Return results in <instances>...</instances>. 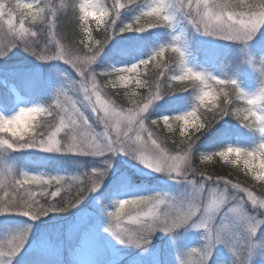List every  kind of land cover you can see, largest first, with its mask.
Returning a JSON list of instances; mask_svg holds the SVG:
<instances>
[{
	"label": "rangeland",
	"instance_id": "obj_1",
	"mask_svg": "<svg viewBox=\"0 0 264 264\" xmlns=\"http://www.w3.org/2000/svg\"><path fill=\"white\" fill-rule=\"evenodd\" d=\"M108 1L109 5L104 0H95L97 4L103 5V10L109 13L103 25H98L95 20H89L97 25L98 28L105 26L107 23L109 24L108 28L113 26V22L118 23L119 16L116 13L122 11V9L117 8L120 3L117 2L118 0ZM177 1H179V7L183 14L186 15L192 11L187 7V0H176V3ZM4 2L7 3L8 0H4ZM41 2L42 0H11L9 6L14 7L16 3H31L33 4L32 12L35 13ZM51 3L54 7L46 9L43 16L38 17L35 21L30 16H27L26 10L17 9L15 12L16 34L12 32L0 33V56H4L0 58V67L7 65H14L15 67L24 66L16 71L11 70V75L25 77L22 90L34 101L31 103L21 102L13 114L21 107H30L36 104L47 106L49 103L55 105L57 95H59L61 101L67 96L88 119L89 126L81 128L80 134L86 133L90 137L101 139L102 134L105 132L104 123L100 119L103 116V112L94 113L88 101L85 100L83 89L79 87V82L84 80V78L80 77L75 68L70 63H67L66 60L41 61L35 64L40 60L33 55L32 49L54 56L60 53L61 45H63L53 33L54 27H52V22L55 20L58 12L65 7L67 1L51 0ZM181 4L184 5L182 8ZM161 5L164 6L162 15L171 14L174 21L175 16L172 13L169 0H156L153 7ZM110 8L114 11L112 15ZM53 10H55V16L51 14ZM22 13L24 16V28L36 32L37 35L35 37L25 36L22 40L18 35ZM146 18H150L151 21L155 19V17ZM186 18L192 23L194 30L197 32L196 35L200 36L206 44L224 47L237 45L242 54L241 61L239 62L240 67L246 68L250 72L262 69L264 65V28H261L254 35L253 39L244 43L206 35L202 32L203 24L199 25L201 31L197 30L195 27L196 23L192 21L191 17L186 15ZM198 20L199 17H197ZM152 28L146 26L145 31H136L133 33V38L137 40L141 39ZM41 32H46L47 34L44 40H42L43 38L40 35ZM180 33L181 31L178 30V34ZM119 36H116L114 29H112L110 35L107 33L104 39L102 38L100 41L95 40L92 36L89 39L87 36V43L81 49H74L64 45L63 47L66 53L79 56L81 60L85 57H91L93 53H96L94 62L83 65L87 70L88 86L91 87V79L94 74L101 98L107 100L111 107L127 113V110L135 108L136 104L142 105L148 101L147 97L142 98L137 93H132L134 92L133 89L140 87L135 84V81L137 79L141 80V65L138 68V74H127L131 76V82L127 87L121 86L119 83L113 84L112 81L116 80L114 75L102 74V69L99 71V66L108 60V49L119 43ZM24 40H27L30 44L33 41L35 43L32 44V48L25 50ZM175 46L181 47V45ZM89 47L91 51H89ZM186 56L188 66L205 74L216 76L197 67L187 52ZM164 57L165 54L162 57H157L155 60L159 66L162 65ZM130 66L115 65L109 72ZM212 82L210 81L209 83L213 85ZM108 87L113 89L120 88L125 91L130 90L129 104L127 106L119 104L110 95ZM4 92L5 85H2L0 87V100L3 101L7 99ZM10 92L18 95L21 91L13 87ZM258 92L259 90H250L249 88L245 91L249 95ZM133 100L135 103H133ZM0 105L4 107V105ZM83 105L89 106L84 107ZM156 107L157 100H153L148 112L143 113L144 127L151 131L150 125H153L152 121L159 120L156 126L163 127L166 133L173 135V137L172 143L167 145L165 140L157 137L151 131L153 133L152 139H155L169 155H184L186 151L188 152V163L185 165V168L188 169L186 175L189 179L203 182L204 177L211 176L213 178L212 181L207 182L205 192V204H207L212 200V196L209 195L207 189H215V199L218 204V210L213 217L211 226L217 230L227 226V231L230 235L225 237L226 243L215 245L207 264H238V258L234 250H243L245 243L250 237L247 225L241 223L239 220L241 210L247 214L249 221L253 223L264 220V210H260L259 204H253L252 200L247 197V192L243 190L248 189L253 192L254 196L259 198L262 190H264V181L255 180L252 172L246 169L242 162L239 164H226L218 156H213L211 160L204 159L206 155L214 153L210 150L213 147H216L220 151L228 146H241L230 143L226 146L217 144L221 139L220 130L217 129L212 133L203 135L201 131L204 129V123L198 114L197 119L189 122L186 128L183 122H176L170 119V130L161 118L164 116L175 117L187 112H181L172 116L164 113L159 118H155L151 116V113ZM0 110V114L5 115V111L2 108ZM197 125L199 126V130H197ZM119 127L123 130V125ZM182 129L184 130V134H181ZM67 132L68 129L66 128L58 136L62 142L65 140ZM108 132L115 138L117 125L113 123ZM130 135H133V138H135L134 134L130 133ZM140 135L142 140L137 141L136 145H140L143 141H148L150 145L151 142L148 140L147 133L142 132ZM262 143H264V133ZM189 145L192 146L190 151ZM28 150L38 151L55 158L61 155L77 156L85 159L82 162L84 164H102V166H105L103 168H107L106 162L110 160L112 166L108 168L100 187L95 191H89L68 220L41 227L35 220L1 219L0 240L9 238L25 229L28 230L29 234L19 254L14 257H0V264H73L72 260L78 261V264H179L178 256L183 257L187 261V264H195L197 254L187 253L192 248H202L207 243L206 237L208 235L206 228L196 227L200 223L201 217L199 215L194 217L186 226L177 229L174 233L157 231L152 236L150 244L144 247H137L130 243H121L112 233L106 231V228L109 226L114 229L116 228V224L111 220L109 213L116 210V203L119 200L159 194L164 198V202L158 203L156 211L163 213L168 210V204L171 203L169 198H184L193 191V186L185 179L182 177L173 178V175L164 172H156L122 152L106 153L104 156H93L45 152L38 148H28ZM196 154L200 158V164L197 165L194 164V156ZM192 169L195 170V174ZM7 172L9 171L3 172L1 177H6ZM5 179L3 178L2 182ZM140 179H148L150 181H140ZM225 182L230 183L226 185ZM235 185H239V188L234 187ZM237 193H239L240 197H243L239 203L232 199ZM233 208L237 209V211H230ZM127 212L128 208L125 209V215L122 217L125 223L120 224L119 228L135 227V225L127 223ZM251 238L255 247L248 255L250 264H264V223L257 225V231Z\"/></svg>",
	"mask_w": 264,
	"mask_h": 264
},
{
	"label": "trees",
	"instance_id": "obj_2",
	"mask_svg": "<svg viewBox=\"0 0 264 264\" xmlns=\"http://www.w3.org/2000/svg\"><path fill=\"white\" fill-rule=\"evenodd\" d=\"M63 9H61L55 18L54 35L58 38L64 46L81 49L87 43V34L83 31L84 22L80 19L79 4L84 0H71V3L75 5V9L69 7V0ZM109 5L108 0H104ZM117 1V0H116ZM156 0H118L117 2L124 5V8L119 13L118 23L115 22V27L109 26L107 23L105 26L98 28L92 21H88V27L91 29V36L95 40H102L108 33L110 35L112 29L116 36H119V43L113 45L108 49V60L99 66V71L102 69V74L109 72L115 65L130 66L134 63L148 60L162 47L166 48L165 57L162 65L157 67L156 61H152L149 65H141V81L143 82L138 89H133L138 96L144 98L155 94L157 91L162 95L161 99L157 100V107L151 113L152 117L159 118L161 114H167L172 116L181 112H188L193 110L199 104L197 96L199 89L195 87L197 82L192 80L176 81L172 77L178 74L177 70V53L171 51L170 46L181 45V48L190 55L195 65L206 72H211L221 79L235 80L240 89L244 92L246 89L260 90L264 87V65L262 69L255 72H250L246 68L240 67L241 51L237 45L231 46H211L202 41L200 36L196 35V31L192 23L186 18V15L182 13L179 7V1L169 0L172 8V13L175 18L171 25L161 21L158 27H153L150 31L146 32L141 39L137 40L133 38L135 29L145 23V20L151 21L150 18L143 17L142 14L150 6H153ZM117 8H119L117 6ZM111 15L114 12L110 8ZM139 16V21L135 18ZM114 18V17H113ZM110 23V22H109ZM133 24V31H120L121 28L127 24ZM178 30L181 31L178 34ZM49 33V31H48ZM42 40L47 35L46 32L40 33ZM264 40V38H263ZM83 41V43H81ZM261 49V48H260ZM263 51V50H262ZM36 62L35 64L40 63ZM23 68L24 66H1L0 67V87L5 85L4 94L7 99L0 100V104L4 105L0 108L5 111V115H12L18 108L21 102L31 103L34 102L29 98L22 90L24 85V76L11 75L12 71ZM105 71V72H103ZM14 73V72H13ZM106 75V74H105ZM213 86L215 82L213 81ZM158 86V87H157ZM20 90L18 95L10 92L11 88ZM111 87V86H110ZM110 95L121 105L127 106L129 104L130 90H123L120 88H110ZM244 87V89H243ZM199 88H203L202 85ZM225 91L230 93L229 99L232 101L228 103L222 96L218 98L216 104L220 107L227 105L231 115H221L219 109L214 104L201 105L197 109V114L203 119L204 129L201 131L203 135L212 133L216 129L220 130L221 139L217 144L220 145H239L242 148L252 151L258 149V146L262 143L263 133L258 131L259 123L254 121L250 117L247 121H243L242 116L239 118L243 123L251 124L254 127L248 128L243 126L238 120L236 109L246 108L248 105L244 100H237L232 93L231 86H226ZM1 111V110H0ZM1 113V112H0ZM151 131L157 137L165 140L167 145L172 143L173 135L166 133L163 127L156 125H150ZM222 143V144H221ZM219 147V145H218ZM212 152H217L218 149L213 147L210 149ZM194 164H200V158L196 154L194 156ZM85 159L77 156L61 155L58 157L49 156L38 151H31L28 149L12 150L6 148H0V180L6 178L5 185H8L15 180H22L23 173L28 174H46V175H62L68 178V184L62 189L59 197L48 196L41 198L40 203L45 207V199L49 202H56L63 198V202L56 204L57 209L51 211L48 215L41 216L35 221L42 227L50 224H57L68 220L74 214L75 208L89 193L88 186L91 183L88 177L85 175H91L93 169L105 167L102 164L82 163ZM5 171H9L6 177H1V174ZM108 171V170H107ZM5 174V173H4ZM147 181L148 179H140V181ZM150 181V180H148ZM82 182V183H81ZM153 182V181H151ZM70 185V186H69ZM58 187L54 185L51 191H55ZM83 188V192L79 191V188ZM33 191H39L37 186H31ZM48 191V190H46ZM15 195L11 187H0V197L6 195ZM39 198V197H38ZM68 201L73 202V206L67 207ZM4 218H17L21 220H31L28 216L22 215L19 211H10L4 214H0V220ZM73 264H78V261L72 260Z\"/></svg>",
	"mask_w": 264,
	"mask_h": 264
},
{
	"label": "snow or ice",
	"instance_id": "obj_3",
	"mask_svg": "<svg viewBox=\"0 0 264 264\" xmlns=\"http://www.w3.org/2000/svg\"><path fill=\"white\" fill-rule=\"evenodd\" d=\"M211 2L212 0H187V7L191 10L194 7L197 10H199L205 5H210ZM88 3L93 7H96L98 5L95 2V0H88ZM246 3L249 5L247 9V21L248 23L254 25L255 30L259 31L261 28H264V25L260 23V19H259V14L261 13V10L264 9V0H246ZM180 6L182 8L184 5L181 4ZM118 7L120 9H123L124 5L118 4ZM17 9L26 10L27 16H30L33 21H35L38 18L35 15V13L32 12L33 4L31 3H16L15 9L11 13L12 17H15V12ZM152 9H156L157 11L155 12V14L149 15V17H155V19L152 20L153 23L150 25V27H158L161 21L166 22L169 25L172 24L173 16L171 14L162 15L164 11L163 5L156 7L150 6L147 11L151 12ZM105 13L107 16L109 15L108 11L106 10ZM51 14L55 16V10H53ZM229 14H232L233 17L235 18L234 13H225L223 17L216 15L212 11L211 7H208V17L205 20V24H211L217 21L226 20ZM116 15L119 16V12H117ZM186 15L190 16L192 21L196 23L197 27L199 28V25L201 24L200 18L197 21V17L192 14V11H190ZM5 17L7 18L5 19ZM22 18L24 19L23 13H22ZM0 19L7 21L9 17L3 16L0 17ZM139 19H140L139 16L135 18V20L137 21H139ZM54 25H55V20H53L52 22V27H54ZM113 27H115V22H113ZM15 29L16 26L13 25L11 27V32L14 34H16ZM122 29L123 31H129L126 26L121 28L120 31ZM83 31L87 34L88 38L91 39V29L88 27V21H85ZM31 33H34V35H32ZM18 35L23 40L25 36L35 37L37 33L34 31H29L23 27V29L19 28ZM222 38L227 40H233V39L245 40L247 37L244 34L229 33L227 35H224ZM34 43L35 41H33L30 44L27 40H24L25 50H29L30 48H32V44ZM81 43H83V41H81ZM170 47H171V51L175 52L174 46H170ZM89 51H91L90 47H89ZM165 51L166 48L162 47L148 60H144L141 61L139 64H135L136 67H133L132 65L130 67H126L123 69L127 74H132V73L138 74V68L140 65H144V66L149 65L152 61H155L157 57H162ZM32 53L41 61L66 60V62L70 63L73 68L77 69V71L80 70L81 66L85 64H91L92 62H94L96 56V53H93L91 57H85L83 60H81L79 56L69 55L68 53H66L63 45H61L60 53L54 56L47 55L43 51H37L36 49H32ZM156 66L159 67V64H157ZM127 74L123 76L122 82L128 85L131 82V76ZM94 79L96 80V77H94ZM202 79H203L202 86L205 94L207 95L208 93H211V96H208V99L211 101L212 104H214L219 109L221 115H224L225 113H230V111L227 108V105H225L224 107H220V105L216 104L218 98L222 96L228 103L232 102L229 99L230 93L224 90L226 86H231L232 88L231 95H233L237 100H247V99L259 100L260 98L264 97V88L260 89L256 97H250L247 93H245L243 90L240 89L237 82L233 83L232 80H228V82L225 84H219V85L215 84L219 88L218 91L217 87H214L212 84H210L206 78H202ZM85 82H87L88 84L87 73H85L84 80L80 81L79 85ZM142 83L143 82L139 79L135 81V84L137 86H141ZM91 87L96 88L97 91L99 92L97 82L95 84L91 82ZM99 95L101 96L100 92ZM159 96H160V92L157 91L155 94L149 96L148 101L146 103H143L142 105L136 104L135 108L128 109L127 113L111 107L112 109H115L114 111H111L110 120L117 125L116 137L113 138L108 132V129H110L111 126H108L107 124L104 123L103 120H101L104 123L105 132L102 134V138L97 140H99L105 146V148L109 149L111 152L123 153L129 150V146L131 143L136 144L137 141L142 140L140 133L146 132L148 136V140L151 143L149 145L148 141H143L140 145H138V147L144 150L141 154L145 157H149L152 153H163L165 159L169 157H178L179 159L176 161V163L182 168L185 158H188V152H185L184 155H169L163 148H161V145L157 143L155 139H152L153 133L144 127L143 113L148 112V109L152 104L153 100L159 99ZM133 103H135L134 100ZM205 104L206 103H199L194 110L190 111V113L187 112L183 115H180L183 117V124L185 128L187 127L189 122L197 119V109L201 105H205ZM83 106L88 107L89 105H83ZM252 112L255 113V117L249 115V113ZM235 115H237L238 118H240L241 116L242 118L247 116L248 119L250 117L254 118V121L259 122L258 131L264 133V100H261L260 103H253L252 105H248V107L246 108H242V109L237 108ZM257 117L259 119H257ZM50 118H51L50 133L46 134L51 137V145H48L49 147H51L52 145H56L61 141L58 138V136L66 128L72 129L75 145L83 146L86 143V141L91 140L92 137L88 136L86 133L80 134L81 128L85 126H89L88 124H85V119H87V117L83 112L79 110V108L76 107L74 102H72L69 98H67V96H65L64 100L61 101L59 95H57L55 105H52L50 108ZM173 118L174 117H169V120L170 119L173 120ZM169 120L168 121L163 120V123L165 125H168V127L170 125ZM158 123L159 120L152 121L153 125H157ZM120 125H123V130H121V128L119 127ZM169 129L171 130V127H169ZM197 130H199V127H197ZM130 133L134 134L135 138H133V135H130ZM190 146L191 145H189V151H190ZM72 147L73 145H69L70 151ZM262 151H264V144H260L258 146V149L252 150L251 156L248 157L245 163L251 166L252 156L258 157ZM78 154H82V153H78ZM93 155L104 156L105 153L97 151L93 153ZM204 159L211 160L212 157L207 156L204 157ZM106 164L107 166H110V160H107ZM105 171L106 168H98V169H93L91 175L85 174L88 177V179L91 181V183L88 186L89 191L95 190L100 187L101 185L100 180L101 177L104 175ZM172 174L175 175V173ZM177 177H182L190 185H192L193 191L184 198H175V197L169 198L171 200V203L168 204V210L166 211V214L165 212L160 213L156 211L158 207V203L164 202V198H162L159 194L143 196V198L141 199H136L132 201L131 205H124L122 207H117L115 211L109 213V215L113 218V221L116 224V228L114 229L113 227L109 226L106 228V231L112 233L116 239L121 240L120 237L121 230L126 228H119V225L125 223V220L122 219V217L125 215V209L128 208V212L126 214L127 223L134 224L135 228L138 229V231L135 232L129 238V243L134 244L137 247H144L150 244L153 234H155L157 231H162L164 233H174L181 223L186 222L188 219L193 220L194 217H197L199 215L201 219H200V223H198L196 227H203L208 230V235L206 237L207 243L202 248H198L197 250H195L193 253L197 254V264H203L204 261H208V259L210 258L211 253L216 244L227 242L225 237L230 235V233L227 231V226H225L224 228H220L218 230L215 229L213 226H211L213 217L216 215L218 210V204L215 199V189H207L209 195L212 196L211 202L207 204H205V199H206L205 192H206L207 182L212 181L213 178L211 176H207L203 178V182H198L196 180L189 179L187 176H185L183 171H181L180 175H178ZM225 183L227 185L230 182H225ZM66 184H68V178L62 175L52 176V175L44 174L42 178L25 175L22 180H15L14 182L4 186V188L11 187L13 192L16 194L8 195L6 192V195L4 197H0L3 200V203L0 204V214H4L10 211H19L20 214L28 216L33 220H36L39 219L41 216L48 215L51 211L64 210V209H57L56 207V204L58 202L64 203L63 198H61L59 201L56 202H49L45 199V203L47 204L46 207L40 203V199L46 198L48 196H51L53 198L59 197L62 189L65 187ZM33 185L37 186V188H39V191H33L31 189V186ZM54 185L58 187L55 188V191H51V188ZM234 187L239 188V185H235ZM57 189H60L59 194L53 195L54 193L57 192ZM79 191L83 192V188L80 187ZM243 191L247 192V197H248V193L250 192V190L244 189ZM233 198H235L234 200H239L240 199L239 193L234 195L232 199ZM193 200L195 202V207L198 208L199 211L195 213L194 217H190L186 215V213L191 211ZM10 201H21V203L18 207H12L9 205ZM213 202H215V207L213 211L209 215L205 216V211H204L205 208H207L208 205L212 204ZM71 206H73V202L68 201L67 207H71ZM230 211H237V209L233 208L230 209ZM239 220L243 224H245V222L248 220L247 214L243 213L242 210L239 216ZM247 228L249 232L257 231V226H254L250 222L247 223ZM121 243H124L123 240H121ZM253 247L254 244H252V240L249 238L245 243L243 250L238 249L234 251L236 255L240 257L241 260H243L246 253L250 252ZM187 254H191V253L188 252ZM5 255L8 256L7 254ZM178 260H179V264H187V261L183 259V257L178 256Z\"/></svg>",
	"mask_w": 264,
	"mask_h": 264
},
{
	"label": "clouds",
	"instance_id": "obj_4",
	"mask_svg": "<svg viewBox=\"0 0 264 264\" xmlns=\"http://www.w3.org/2000/svg\"><path fill=\"white\" fill-rule=\"evenodd\" d=\"M11 0H8L7 3L4 0H0V17L8 16L9 19L4 21L0 19V33H8L11 32V27L13 25L16 26L15 17L11 16L12 11H14V7H10ZM69 7L75 9V5L71 3L69 0ZM54 6L51 3V0H42L41 5L38 7L35 15L37 17L43 16L46 9L53 8ZM208 7H211L212 11L221 17L224 16L225 13H234L235 18L232 14H229L226 20L217 21L211 24H205V20L208 17ZM249 5L246 3V0H212L210 5H205L204 7L197 10L195 7L192 9V14L194 16L200 18V23L204 25L202 32L206 35L222 38L224 35L229 33H236V34H244L247 38L245 40L233 39V41L239 42H248L253 39L254 35L258 32L254 29V25L248 23L247 21V9ZM157 10L152 9L151 12H143V17H149L150 14H155ZM79 13L81 14L80 19L85 23V21L95 20L98 25H103L105 23V18L107 17L105 10H103V5H97L93 7L88 3V0H84L83 3L79 4ZM141 19V17H139ZM260 23L264 25V9L261 10L259 14ZM230 21V22H229ZM153 21L145 20V23L140 25L139 28H136L135 31L143 32L145 31L146 26H150ZM24 22L23 18H21L19 23V28L23 29ZM129 31H133V24L129 23L126 25ZM197 30H200L197 25H195ZM123 31V29L121 30ZM34 35V33H31ZM90 34V33H89ZM174 51L177 53V70L178 74L172 77L173 80L176 81H185V80H192L197 82L195 85L196 88L199 89V94L197 96V100L199 103H211L208 99V96H211V93L205 94L203 88H199L200 85L203 83L202 78H206L209 82L214 81L215 84H225L228 82L229 79H221L216 76H212L210 74H205L204 72L194 70L192 67L188 66L185 52L180 46H174ZM4 56H0L2 58ZM37 58V57H36ZM38 59V58H37ZM133 67H136L134 64ZM77 71V69H75ZM86 68L81 66L80 70L77 71L80 77L85 76ZM105 74L114 75L116 80L113 81L114 84L119 83L121 86L127 87V84L122 82V78L127 73L124 69H115L112 72H106ZM95 75H92L91 82L93 84L96 83L94 79ZM235 83V80H232ZM211 84V83H210ZM80 88L83 89L84 98L88 101V104L92 107V111L94 113L103 112V116L100 117L101 120L104 121L105 124L108 126H112L114 123L110 120L111 111L112 109L109 102L104 100L99 95V92L96 88L89 87L87 82L80 84ZM264 87H261V89ZM260 91V90H259ZM249 95V94H248ZM256 94L249 95L250 97H256ZM162 98L160 94L159 99ZM158 100V99H156ZM261 100H264V97L260 98L259 100L254 99H247L244 100L247 105H252L253 103H260ZM52 103H49L47 106L36 104L30 107H21L15 114L11 116H5L0 114V148L12 149V150H22L28 148H38L45 152H55V153H73L78 154L82 153V155H93V153L100 151L106 153H119V152H111L109 149L105 148V146L97 140L96 137H92L90 141H86L83 146L75 145L74 144V136L72 129H68L66 133L65 140L62 142L60 141L56 145H51V137L46 135L50 133V108ZM190 113V111H189ZM225 115H231L230 113H225ZM249 115L255 117V113H249ZM163 120L168 121L169 117L164 116L162 117ZM247 116L243 118V121L247 120ZM257 119H259L257 117ZM176 122H183V117L178 115L173 118ZM237 120L245 127L253 128L254 126L251 124L243 123L238 117ZM85 124H88L87 119H85ZM171 127V125H169ZM197 127H199L197 125ZM181 134H184V130L182 129ZM264 144V143H261ZM69 145H73L71 151L69 150ZM190 146V150H191ZM144 150L138 147L135 143H131L129 146V150L123 152L125 155L131 156L132 158L138 160L141 164L145 167L152 169L156 172H164L170 175H173V178L180 175V172L183 171L185 176L188 169L185 168V165L188 163V158H185L183 167L181 168L176 161L179 159L178 157H169L165 159L163 153H152L149 157L143 156L141 153ZM187 152V151H186ZM252 151L246 150L242 147L236 146H228L220 151L211 153L207 156H218L220 157L224 163L226 164H239L243 163L246 169H249L255 180L257 181H264V151H262L259 156H252V163L251 166L245 163L249 156H251ZM94 156V155H93ZM112 166V162L110 161V166H107L104 175L101 177L100 184L102 183V179L107 174L108 168ZM190 167V166H189ZM192 171H195L192 169ZM87 174V173H86ZM23 176L29 175L34 176L37 178H42L44 174H28L23 173ZM4 182L0 181V187H4ZM97 190V189H95ZM90 190V191H95ZM60 189H57V192L53 195L59 194ZM143 196L140 197H133L128 199H121L116 203L117 207H122L124 205H131L132 201L136 199H141ZM248 198L252 200L253 204H259L260 210H264V190L261 192V196L257 198L254 196L253 192L248 193ZM235 199V198H233ZM243 197H240L239 200H236L239 203ZM3 203L2 198H0V204ZM21 201H10L9 205L12 207H18ZM215 207V202L209 204L207 208H205V216L209 215ZM199 209L195 207V202L193 200L191 211L186 213V215L190 217H194L195 213L198 212ZM166 214V211H165ZM111 217V216H110ZM143 218V217H141ZM111 220L113 218L111 217ZM192 219H188L186 222L181 223L180 226L177 228H181L186 226ZM250 222L254 226H257L259 223H264V220L256 221L255 223L249 221V219L245 222V225ZM134 225V224H130ZM176 229V230H177ZM175 230V231H176ZM138 229L135 227H128L126 229H122L120 233L121 240L125 244L129 243V238L137 232ZM256 232H250V239L252 240V236L255 235ZM28 230L25 229L15 235H12L9 238L0 240V257H6L5 254L8 256H16L22 250L23 245L26 242V237L28 236ZM154 235V234H153ZM118 240V239H117ZM121 240H119L121 242ZM252 244H254L252 240ZM245 246V245H244ZM255 247V244H254ZM253 247V248H254ZM252 248V249H253ZM198 248H192L189 250V253H193ZM251 249V251H252ZM246 253L243 260L240 259L235 253L238 258V264H250V260L248 259L249 253ZM197 264V261L195 262ZM203 264H207V261H204Z\"/></svg>",
	"mask_w": 264,
	"mask_h": 264
}]
</instances>
